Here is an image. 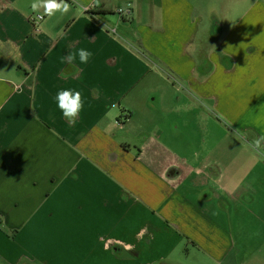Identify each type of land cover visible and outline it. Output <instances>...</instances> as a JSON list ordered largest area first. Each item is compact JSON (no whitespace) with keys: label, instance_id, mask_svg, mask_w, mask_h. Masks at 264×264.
<instances>
[{"label":"crops","instance_id":"crops-1","mask_svg":"<svg viewBox=\"0 0 264 264\" xmlns=\"http://www.w3.org/2000/svg\"><path fill=\"white\" fill-rule=\"evenodd\" d=\"M32 2L0 0V264H264V0Z\"/></svg>","mask_w":264,"mask_h":264},{"label":"clouds","instance_id":"clouds-1","mask_svg":"<svg viewBox=\"0 0 264 264\" xmlns=\"http://www.w3.org/2000/svg\"><path fill=\"white\" fill-rule=\"evenodd\" d=\"M75 2L76 0H73V3ZM131 6L132 5H128V7ZM31 9L33 12H39L43 9L44 14L53 16L56 13H60L62 15L68 13L71 9V5L67 3L66 0H33L31 3ZM77 11L83 12L85 9L77 6ZM77 55L80 62L86 64L93 53L81 48L78 53H69L66 57H63L62 60L71 64L76 59ZM55 101L63 117L69 123H75L76 118L79 116V113L83 108V98L81 92L72 89H61L56 93ZM243 135L244 134H239L237 138L239 139L240 136ZM242 142L246 147L253 149L260 156H264V135H261L252 141H248L246 136H244Z\"/></svg>","mask_w":264,"mask_h":264},{"label":"rangeland","instance_id":"rangeland-1","mask_svg":"<svg viewBox=\"0 0 264 264\" xmlns=\"http://www.w3.org/2000/svg\"><path fill=\"white\" fill-rule=\"evenodd\" d=\"M251 2V0H207V19L212 20L213 22H216L217 20H221V18L224 17V20L228 19V17H232V15L234 14H241L247 7V5ZM229 4L231 5H236L239 4V8H237L233 14H231V16L227 13V14H221V8H227L229 7ZM233 15V17H234ZM235 17H239V16H235ZM229 18V19H230ZM119 114V113H118ZM122 115V114H121ZM119 116L118 119L113 120L112 122H116V123H123L125 121V119L123 118V116ZM210 118V117H209ZM218 125H216L214 123V121L208 120V130H213V131H226V127H223L221 124H219L217 122ZM177 139L174 140V142H176Z\"/></svg>","mask_w":264,"mask_h":264},{"label":"built area","instance_id":"built-area-1","mask_svg":"<svg viewBox=\"0 0 264 264\" xmlns=\"http://www.w3.org/2000/svg\"><path fill=\"white\" fill-rule=\"evenodd\" d=\"M117 13L118 14H125V15H127L129 13V11L128 10L122 11V10L118 9L117 10ZM36 19H41V16H36Z\"/></svg>","mask_w":264,"mask_h":264}]
</instances>
